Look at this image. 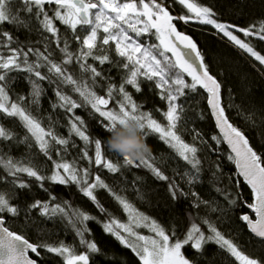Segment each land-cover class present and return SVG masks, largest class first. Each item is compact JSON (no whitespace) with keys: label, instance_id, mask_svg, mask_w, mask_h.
Listing matches in <instances>:
<instances>
[{"label":"snow or ice","instance_id":"obj_1","mask_svg":"<svg viewBox=\"0 0 264 264\" xmlns=\"http://www.w3.org/2000/svg\"><path fill=\"white\" fill-rule=\"evenodd\" d=\"M16 2L17 0H0V114L9 118H19L27 134H30L25 135L23 142L34 139L40 153L52 162V169L50 175L42 174V167L35 165L31 160L25 163L23 160H15L10 156L0 154V168H3L6 173V175H0V183L7 182L13 186L11 194L0 191V264H38V261L42 260V250L62 258L63 264H90V254L101 252L95 242L84 239L88 231L85 222L94 220L96 217L79 209H73L67 201L63 202V206L61 203H53L57 198L45 187V181L59 185H77L79 191L94 202L101 212H106V209L94 193L98 188L106 189L128 213V222L122 223L113 218L104 223L103 227L106 232L115 236L121 245L132 249L143 264H193L182 249L190 246L200 253L209 242H214L221 249H225L239 264H264V259L255 258L243 252L232 239L227 238L206 217H200V219L203 224L207 225L210 234L206 235L198 224L192 222L184 237L177 238L175 228L166 230L156 220L138 212L126 198L114 192L100 175H95L94 181L89 182L91 176L89 168L81 169L74 161L68 162L64 159L70 143L72 147L76 146L72 140L74 134L85 145L81 152L82 159L89 164L107 169L109 173L121 172L120 165L111 159L104 158L102 141L100 139L90 140L89 135L86 134L85 121L75 115L74 110L90 105L95 113L104 118L101 126L107 131L117 122H123L128 118L138 120L142 124L145 136L149 132L158 133L160 139L164 140L183 161L187 162V165L191 166V170L185 171L181 176L182 180L186 179L189 190L185 192L174 178L165 175L161 168L150 163L147 157L139 161L123 157V166L133 164L137 167L145 166L158 180L168 181V193L173 201L179 198L191 199L196 209L203 205L210 211H217L216 207H212V202L203 200L198 193L192 190L194 182L198 181L202 174V161L198 157L200 149L194 142H185L177 130L181 114L185 110L183 103H178V101L202 89L207 93V103L220 133V135L211 136V140L216 144L226 142L230 147L231 151L227 158L235 163L236 176L242 177L243 181L250 186L254 200L248 202L243 199L239 191V180H237L235 192L231 191L229 185L223 188L215 187V191L224 196L230 206L246 205L251 210L255 218L249 214H242L239 219L246 223L255 237L262 238L261 247L264 248V154L254 150L245 133L231 123L226 114L227 108H239L240 106L234 102L224 103L222 84L210 72L209 65L205 63V56L196 41L191 36L178 31L176 24L173 23L174 20L185 24L196 20L201 24L211 25L218 35L222 34L228 38L235 46L264 66V54L257 51L250 41L246 42L235 34L239 32L244 37H254L264 41V20L247 27H238L219 20L212 7L202 5L198 0H173V3L179 4L189 13V15L178 16L170 13L169 8L165 6L166 0H148V2L139 0V4L137 0H18L21 7L14 9L11 5ZM46 5L49 6L47 9ZM21 12L35 19L39 25L38 32L43 31L50 34L51 43H54L62 54L59 62H54L51 58L53 54L48 51L49 36H42L41 40L37 41L42 44L44 51H41L39 48L21 43L18 37L2 30L3 24L7 23L17 29L24 28L31 32V19L22 17ZM49 12L52 14L49 15ZM56 21L67 26L72 33L71 39L79 42L76 52L70 50V39L68 36H61ZM78 26L82 31L87 30V35L83 38L76 34ZM101 29L104 33L102 38L98 36ZM149 33L156 37L158 43L140 42V38ZM110 41L114 42L116 55L122 58L124 63H115L110 59L107 54L108 49L105 47L110 44ZM13 44L17 46L12 47ZM30 56H34L35 59L30 60ZM90 57L93 61H98L100 65L113 64L114 67L126 73V76H122L119 86L115 83H108V98L97 95L93 90L98 86V78L105 79V77L97 67L88 63ZM73 63L78 65L80 79L75 78L68 71V66ZM42 68L52 73L55 79L43 74ZM10 72L27 74L26 78L32 86L29 94L32 104L39 102L42 92L37 80H47L54 85V93L59 102L53 103L51 107L62 108L66 114H69V136L67 138L57 135L51 125L46 129L39 119L31 115L29 110L23 106V102L29 97L18 96L17 101L10 102L7 80ZM185 75L190 78V82L185 79ZM141 78L146 82H154L155 86L161 90L160 96L167 102V111L164 113L166 126L153 119L151 113L139 111L141 106L126 91V86H131L135 92H141ZM62 85L73 86L72 91L79 93L83 102L78 103L64 94L60 90ZM114 92L122 95V99L117 101L118 110L107 108ZM257 115L256 112H250L245 119L254 124L253 117ZM49 119L51 120V117ZM260 120L264 122V116H260ZM13 137L14 134L10 130L0 125V139L11 140ZM196 139H199L201 143H207L202 134L198 132L195 133L194 141ZM92 143H94V159L87 150ZM209 148L216 151L211 148V145ZM53 152L56 159H53ZM214 167L213 181L222 182L224 177L219 163H216ZM217 172L221 174L218 176ZM21 174L34 179L39 188L48 194V199H34L31 203L25 202L23 208L20 204L13 203V200L20 199L21 192L26 191L31 194L32 184L29 180L22 178ZM227 179L231 182L233 177L229 176ZM138 198L144 199V194L139 190ZM33 210L46 219L65 220L72 229H75L76 235L80 237L79 243L86 246L87 250L77 253L74 247L62 241L54 244L43 240L32 243L25 235L11 231L5 226L7 219L19 218L21 213H23L25 225L30 226L34 222L31 216ZM141 226L155 235H140L134 229ZM121 230L127 235L122 234ZM29 253L34 254L37 259L31 258Z\"/></svg>","mask_w":264,"mask_h":264},{"label":"trees","instance_id":"obj_2","mask_svg":"<svg viewBox=\"0 0 264 264\" xmlns=\"http://www.w3.org/2000/svg\"><path fill=\"white\" fill-rule=\"evenodd\" d=\"M198 2L212 7L217 13L219 20L238 27H247L252 23L264 20V0H198ZM165 6L169 8L172 14L185 15L184 8L177 3H173V0H166ZM11 7L16 9L20 8L21 5L17 0ZM45 7L47 9L49 6L46 5ZM51 14L49 12V15ZM20 15L25 19H31V32L24 28L17 29L7 23L3 24L2 30L10 32L14 37H18L21 43L33 48H39L41 51H44V49L42 44L37 43V41H40L42 36H49L50 47L48 51L53 54L51 58L54 62H59L62 54L58 51L55 44L51 43L50 34L43 31L38 32L39 25L34 18L26 16L23 12ZM180 22L175 20L178 29L196 41L205 56V63L209 65L210 72L221 82L224 103L234 102V104L240 106L239 108H227L226 114L229 119L247 135L254 150L264 154V122L260 120V116H264V66H261L249 54L235 46L228 38L222 34L218 35L211 25L193 22L191 25L194 28H191L183 26ZM55 23L60 29L61 36L69 37L70 50L76 52L79 42L71 39L72 33L70 29L59 21ZM76 34L83 38L87 35V30L82 31L78 26ZM235 34L246 42L250 41L257 51L264 54V41L254 37H244L239 32ZM97 44L99 47V42ZM16 46V44L12 45V47ZM105 47L108 49L107 54L113 62L121 64L125 62L116 55L113 44ZM5 54H7L6 50ZM29 59L34 60L35 57L30 56ZM88 63L97 67L105 77V79L98 78V86L93 90L98 95L108 98V83H115L119 86L122 82V76H126V73L114 67L113 64L105 63L100 65L98 61H93L91 57L88 59ZM41 71L43 74L55 79L54 75L48 73L46 68H42ZM68 71L75 78H81L76 63L68 66ZM26 75V73L19 72H10L8 74V93L12 102L17 101L18 96L29 97L32 86L28 82ZM33 79L36 78L33 77ZM37 83L42 89L39 102L32 104L29 97L23 102V106L29 110L32 116L41 121L43 127L47 129L51 125L57 135L67 138L69 136V114H66L62 108L54 109L51 107L53 103L59 102L58 97L54 93V85L47 80H37ZM140 83L141 92H135L131 86H126V91L141 106L139 111L151 113L153 119L166 126L167 121L164 113L167 111V102L161 98V90L155 86L154 82H146L141 78ZM72 87L71 85H62L60 90L78 103H82L79 93L73 92ZM120 99H122V95L114 92L113 98L109 101V107H114L118 110L117 101ZM180 101L183 103L185 110L181 114V120L178 122V133L185 142L195 143L200 149L198 157L202 161V174L200 179L194 182L192 190L198 193L203 200L212 202V207H216L217 211H210L203 205L196 209L193 207L191 199L179 198L173 201L168 193V181L158 180L151 170L145 166L137 167L135 164L123 166V156L111 151L107 145L106 141L110 133L101 126V121L104 118L95 113L90 105L74 110L75 115L80 116L85 121L86 134L89 135L90 140L100 139L102 141L104 158L111 159L114 163L120 165L121 172L109 173L107 169L89 164L82 159L81 152L85 145L74 134L72 135V140L76 146L72 147L70 143L64 159L68 162L74 161L81 169L89 168L91 172L89 182L94 181L95 175H100L114 192L126 198L138 212L156 220L166 230L175 228V236L177 238L184 237L192 222L198 224L206 235L210 234L207 225L203 224L200 219V217H206L227 238L232 239L243 252L255 258L264 259V248L261 247V240L254 237L248 231L246 224L239 219V216L244 212H248L249 209L246 205L239 207L230 206L224 196L215 191V187L223 188L229 185L231 191L235 192L237 190L236 183L239 180V191L243 199L253 202L251 190L240 177L236 176L235 164L227 158L229 150L223 142L216 144L215 141L211 140V136L219 134L211 118L206 95L200 89L196 93L186 95V99L181 98ZM250 112L258 113L257 116L253 117L254 124L252 121L245 119ZM49 117H51V120ZM0 125H3L14 134L11 140L0 139V154L6 157L10 156L15 160H23L25 163L31 160L35 165L42 167V174H51L52 162L40 153L34 139L23 142L27 130L23 127L18 117L9 118L4 114H0ZM196 132L202 134L203 139L207 141L206 144L201 143L199 139L194 141ZM145 137L148 144L151 145V153L146 156L149 162L160 167L165 175L174 178L180 188L187 192L189 185L186 183V179H181V176L185 171H190L191 166L187 165V162L183 161L174 149L160 139L158 133L149 132ZM209 145L216 151L210 150ZM87 150L94 159V143L90 144ZM52 155L53 159H56L54 152ZM216 163H219L224 177L222 182L219 183L213 181L212 178ZM220 174V172H217L218 176ZM0 175H6L3 168H0ZM21 175L22 178L29 180L32 184L31 194L26 191L21 192L20 199L13 200V203H18L23 208L25 202L31 203L34 199H48V194L39 188L34 179H30L24 174ZM229 176L233 177L231 182L227 179ZM45 187L56 196L57 199L53 203H61L63 206V202L67 201L73 209H79L96 217L94 220L85 222L88 231L85 233L84 239L95 242L101 249L100 253L90 254V264H143L132 249L121 245L115 236L106 232L103 227L104 223L109 222L113 218L122 223L128 222V213L124 211L123 206L106 189L98 188L94 193L100 204L106 209V212H101L94 202L79 191L78 186L75 184L59 185L51 181H45ZM138 190L144 194V199L138 198ZM0 191L11 194L13 186L7 182L0 183ZM31 216L34 222L30 226L25 225L23 213H21L19 218L7 219V226L11 230L25 235L32 243L43 240L49 244H54L62 241L66 245L74 247L77 253L87 250L86 246L79 243L80 237L76 235L75 229H72L65 220L59 218L46 219L41 217L35 210H33ZM135 229L136 231H141L144 235L154 234L142 226ZM122 234L125 235L123 232ZM182 251L193 264H239L225 249H221L214 242H209L205 245L200 253L194 251L190 246H186ZM31 255L37 259L34 254ZM41 256L42 260L38 261L39 264H63L62 258L45 250L41 251Z\"/></svg>","mask_w":264,"mask_h":264},{"label":"clouds","instance_id":"obj_3","mask_svg":"<svg viewBox=\"0 0 264 264\" xmlns=\"http://www.w3.org/2000/svg\"><path fill=\"white\" fill-rule=\"evenodd\" d=\"M108 131L110 135L106 142L111 151L133 160H141L151 153V145L147 142L140 121L128 118L117 122Z\"/></svg>","mask_w":264,"mask_h":264},{"label":"rangeland","instance_id":"obj_4","mask_svg":"<svg viewBox=\"0 0 264 264\" xmlns=\"http://www.w3.org/2000/svg\"><path fill=\"white\" fill-rule=\"evenodd\" d=\"M145 2H148V0H145ZM137 3L139 4V0H137ZM185 10V15H189V13L187 12V10L186 9H184ZM172 14V13H171ZM173 16H178V14H172ZM180 15H182V14H180ZM193 22H198V21H196V20H192ZM174 23H175V20H174ZM131 34V33H130ZM103 35H104V33H103V31H102V29L101 30H99V32H98V36L99 37H103ZM99 42V39H98V41H97V43ZM140 42L141 43H144V44H148V43H152V44H155V43H158V40H156V37L155 36H153V35H151L150 33L149 34H145V36H143V37H141L140 38ZM110 44H113L114 45V48H115V44H114V42H111L110 41ZM109 44V45H110ZM185 79L186 80H188L189 82H190V78L189 77H187L186 75H185ZM98 95V94H97ZM100 96V95H99ZM10 102H12L11 100H10ZM110 103V102H109ZM178 103H181V101H178ZM107 108L108 109H116V108H114V107H112V108H110L109 107V105L107 106ZM79 226V225H78ZM140 228V227H139ZM135 231H136V229H134ZM138 232V231H137ZM125 235H127V234H125ZM147 235H155V234H147ZM146 235V236H147Z\"/></svg>","mask_w":264,"mask_h":264},{"label":"water","instance_id":"obj_5","mask_svg":"<svg viewBox=\"0 0 264 264\" xmlns=\"http://www.w3.org/2000/svg\"><path fill=\"white\" fill-rule=\"evenodd\" d=\"M173 23H174V21H173ZM177 27V26H176ZM177 30H178V28H177ZM179 31V30H178ZM183 33V32H182ZM185 34V33H184ZM186 35H188V34H186ZM194 40V39H193ZM202 90V89H201ZM203 92H204V94L206 95V97H207V93L204 91V90H202ZM223 98V97H222ZM207 105H208V103H207ZM208 109H209V112H210V115H211V117H212V119H213V122H214V125H215V128H216V130H217V132H218V134L220 135V133H219V129L217 128V126H216V121H215V119H214V117H213V115H212V112H211V109H210V107H209V105H208ZM231 121V120H230ZM232 123V122H231ZM246 135V134H245ZM246 137H247V135H246ZM248 138V137H247ZM249 139V138H248ZM249 142H250V140H249ZM224 143V145L226 146V148L229 150V152L231 151L230 150V147L227 145V143L226 142H223ZM250 144H251V142H250ZM252 146V145H251ZM235 164V163H234ZM235 169H236V172H237V168H236V165H235ZM241 179H242V177H240ZM243 180V179H242ZM246 185H247V183L245 182V181H243ZM248 186V185H247ZM249 187V189H250V186H248ZM251 190V189H250ZM253 200H254V197H253ZM246 214H249V215H252L253 216V218H255L254 217V214L251 212V210H249L248 211V213H246ZM245 223V222H244ZM246 224V223H245ZM5 226H6V224H5ZM247 226V225H246ZM7 227V226H6ZM9 228V227H8ZM10 229V228H9ZM247 229H248V227H247ZM11 230V229H10ZM11 231H13V230H11ZM248 231L250 232V230L248 229ZM251 233V232H250ZM19 234V233H18ZM254 237H255V235L253 234V233H251ZM256 238H258V237H256ZM258 239H262V238H258ZM29 255L31 256V253H29ZM31 258H33L32 256H31ZM33 259H35V258H33ZM39 264V263H38Z\"/></svg>","mask_w":264,"mask_h":264},{"label":"bare ground","instance_id":"obj_6","mask_svg":"<svg viewBox=\"0 0 264 264\" xmlns=\"http://www.w3.org/2000/svg\"><path fill=\"white\" fill-rule=\"evenodd\" d=\"M183 26H185V27H191V28H194V27H192V25H191V23H193V21H189L187 24H185V23H183L182 21L180 22ZM177 26V25H176ZM178 28V27H177ZM179 30V29H178ZM180 31V30H179ZM181 32V31H180ZM212 118V117H211ZM213 120V119H212ZM230 153V152H229ZM242 180V179H241ZM243 181V180H242ZM246 213H248V212H244L243 214H246ZM6 226H7V223H6ZM8 227V226H7ZM138 233L140 234V235H144L141 231H138ZM20 234V233H19ZM32 254V253H31ZM32 256V255H31Z\"/></svg>","mask_w":264,"mask_h":264}]
</instances>
